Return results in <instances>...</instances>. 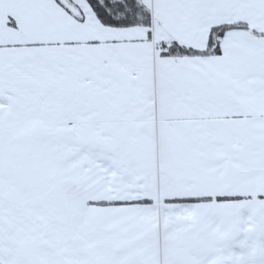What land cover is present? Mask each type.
Segmentation results:
<instances>
[{"label": "snow or ice", "instance_id": "obj_1", "mask_svg": "<svg viewBox=\"0 0 264 264\" xmlns=\"http://www.w3.org/2000/svg\"><path fill=\"white\" fill-rule=\"evenodd\" d=\"M0 264H264V0H0Z\"/></svg>", "mask_w": 264, "mask_h": 264}]
</instances>
